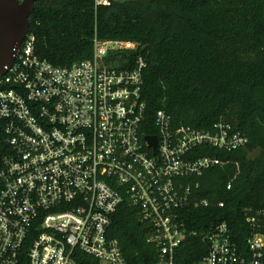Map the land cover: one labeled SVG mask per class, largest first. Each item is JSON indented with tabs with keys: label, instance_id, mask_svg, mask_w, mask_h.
<instances>
[{
	"label": "built area",
	"instance_id": "built-area-1",
	"mask_svg": "<svg viewBox=\"0 0 264 264\" xmlns=\"http://www.w3.org/2000/svg\"><path fill=\"white\" fill-rule=\"evenodd\" d=\"M34 47L28 31L0 76L8 143L0 152V264H19L23 256L29 264H127L108 236L124 197L151 228L158 264H174L179 245L197 234L183 212L207 204L197 179L223 162L199 148L233 151L246 147L247 137L222 121L211 130L174 127L162 110L155 132L143 133L146 62L139 54L131 62L110 60L137 50L136 42L95 37L91 59L64 66L41 59ZM148 135L156 139L154 148ZM199 235L208 250L196 264H264L260 233L242 246L226 222Z\"/></svg>",
	"mask_w": 264,
	"mask_h": 264
},
{
	"label": "trees",
	"instance_id": "trees-1",
	"mask_svg": "<svg viewBox=\"0 0 264 264\" xmlns=\"http://www.w3.org/2000/svg\"><path fill=\"white\" fill-rule=\"evenodd\" d=\"M29 23L36 55L54 65L91 59L95 37L138 43L137 50L110 60L131 62L139 54L146 62L143 133L155 132V114L162 110L174 127L211 130L222 121L247 137L246 147L233 151L199 148L200 155L223 162L197 179L207 204L183 212L197 234L179 245L174 264H196L207 253L199 233L211 224L226 222L241 246L252 232L264 236V0H42ZM4 124L0 119V152L8 149ZM150 230L124 197L108 236L118 241L127 264H158ZM19 264L29 263L23 256Z\"/></svg>",
	"mask_w": 264,
	"mask_h": 264
},
{
	"label": "water",
	"instance_id": "water-1",
	"mask_svg": "<svg viewBox=\"0 0 264 264\" xmlns=\"http://www.w3.org/2000/svg\"><path fill=\"white\" fill-rule=\"evenodd\" d=\"M36 1L42 0H0V76L13 63L16 51L29 31V16ZM145 139L155 147L154 136L148 135Z\"/></svg>",
	"mask_w": 264,
	"mask_h": 264
}]
</instances>
